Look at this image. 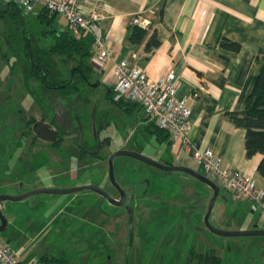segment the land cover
Here are the masks:
<instances>
[{"label":"rangeland","instance_id":"374dc122","mask_svg":"<svg viewBox=\"0 0 264 264\" xmlns=\"http://www.w3.org/2000/svg\"><path fill=\"white\" fill-rule=\"evenodd\" d=\"M38 5L22 18H15L3 10L0 0V194L87 182L116 196L118 191L108 176L107 157L119 148L143 153L161 163L187 165L205 174L192 157L180 160L179 150L149 134L142 127V111L127 114L109 99L105 83L93 84L96 72L90 77L92 84L78 78L76 90L70 94L46 88L30 74L29 48L35 55L46 53L53 41L50 33L43 34ZM59 17L64 25V17ZM60 58L58 78L69 80L71 65ZM30 115L38 119L44 116L47 122L55 120L54 126L66 132L60 148L45 139L31 142V131L21 135L28 124H33L27 122ZM113 163L116 183L127 190L123 204H114L85 188L74 192L73 198L38 192L20 200L4 199L0 203L2 213L18 233L20 227L26 228V217L17 212L19 209L29 215L35 213L34 209L40 211L38 220L46 223L50 213L66 204L67 209L42 228L34 243L46 244V250L41 245L40 254L48 250L73 264H187L191 248H213L222 264H264V234L223 235L206 226L204 215L212 189L203 181L186 171L165 170L133 156L118 155ZM4 166L11 168L6 174ZM47 168L50 171H40ZM210 178L217 183L216 178ZM36 181L46 185L28 188ZM142 185H148V191L133 194L131 187L140 190ZM231 198L220 186L209 215L211 225L225 230L247 229L249 218L255 222L251 225H264L263 214L251 212L248 203L235 206ZM219 201L225 203L224 212ZM2 203L12 212L3 209ZM129 206L133 208L132 236ZM69 209L74 212L68 214ZM6 231H0V237ZM26 236L27 241L33 239L29 233Z\"/></svg>","mask_w":264,"mask_h":264},{"label":"crops","instance_id":"0c3cea01","mask_svg":"<svg viewBox=\"0 0 264 264\" xmlns=\"http://www.w3.org/2000/svg\"><path fill=\"white\" fill-rule=\"evenodd\" d=\"M106 1L108 14L99 23L103 34L110 40L114 53L102 70H94L96 78L105 85L113 86V62L123 57L130 58L131 52L136 53L135 57L130 58L131 62L141 67L152 79H158L169 69L174 70L178 75L176 93L185 95L192 108L193 125L189 131L191 149L211 147L223 166L236 167L251 174L256 183L264 187V177L256 169L262 154L256 152L249 157L245 156V129L235 125L230 117L243 115L245 97L251 91L264 60V0ZM91 5L92 0H85L80 9L86 14ZM38 7L42 8L40 4ZM136 16L140 19L138 25L145 27L147 33L141 42L132 44L128 35L133 25L132 18ZM59 20L60 17L58 22ZM154 29L161 42L146 49L145 40ZM224 39L238 41L240 48L228 49L221 44ZM138 105L137 110L143 112L140 104ZM191 149L179 151L180 160L191 158ZM8 163L14 162L6 164ZM10 169L9 166H4V174ZM40 171L50 170L47 168ZM47 179L48 183L52 181L49 177ZM37 182L40 181L28 184V188L46 185ZM74 192L52 194H59L65 199L73 198L76 194ZM232 201L235 206L248 203L251 212L258 211L247 200ZM219 202L224 212L225 203ZM2 207L12 212L9 205L4 206L2 203ZM64 209H67L66 204H62L58 212L50 213L46 223L38 220L40 211L34 209L32 214L35 213L29 215L27 211L19 209L17 212L26 217V228L20 227L17 233L7 220V231L2 238L20 252L22 260L35 256L36 253L39 255L41 245L46 250V244L34 243V239ZM73 212L69 209L68 214ZM248 220L250 223L245 225L247 228L264 227L259 224L251 225L255 223L253 218ZM27 233L33 239L27 241Z\"/></svg>","mask_w":264,"mask_h":264},{"label":"built area","instance_id":"2783aa9c","mask_svg":"<svg viewBox=\"0 0 264 264\" xmlns=\"http://www.w3.org/2000/svg\"><path fill=\"white\" fill-rule=\"evenodd\" d=\"M24 11H30L40 4L50 12L65 18L68 28L76 37L91 33L94 36L90 63L94 70H102L113 57L110 40L102 32L99 21L108 14L106 0H92L89 12L84 14L80 5L85 0H14ZM138 16L132 18L138 24ZM136 53L131 52L130 58ZM123 57L112 64V83L115 98L137 101L144 115L158 126L169 131V146L176 150L191 149L189 131L193 125L192 108L185 95L176 93L178 75L169 69L158 79L150 78L144 70ZM191 156L205 174L217 179L219 186L229 191L235 200L252 202L264 215V187L256 183L254 177L232 166H223L221 159L211 147L191 149ZM0 264H39L36 256L21 259L20 252L0 237Z\"/></svg>","mask_w":264,"mask_h":264},{"label":"trees","instance_id":"16d2710c","mask_svg":"<svg viewBox=\"0 0 264 264\" xmlns=\"http://www.w3.org/2000/svg\"><path fill=\"white\" fill-rule=\"evenodd\" d=\"M4 4V11L8 12L15 18H22L24 9L14 0H1ZM61 16L56 12H50L45 7L38 11V17L44 24L43 34L50 33L53 41L46 53H33V48L28 51L31 55L30 74L38 78L46 88L54 89L61 94H70L76 90V81L82 78L91 84L90 77L94 72V68L90 63L92 54V44L94 36L87 33L83 36L76 37L68 28L66 23L61 25L58 22V17ZM147 33V29L138 24H133L130 28L128 40L132 44L141 42ZM161 42L157 31L154 29L149 37L145 40V48L150 49L151 46H157ZM221 44L228 49L238 50L240 44L238 41L224 39ZM48 52V53H47ZM57 56V57H55ZM61 57V62L64 61L71 65V77L69 80L58 78L60 71L57 69L58 58ZM95 85L100 83L99 79H95ZM107 97L111 99L118 107L127 114H131L137 110L139 103L135 100L127 98H115L113 87L106 85ZM245 110L243 115L230 116L232 122L245 129L244 138V153L246 157L251 156L256 152L262 154L258 164L257 171L264 177V60L257 72L251 91L246 95ZM45 118V117H44ZM43 117L36 119L34 116H29L28 123L41 124L44 129L39 135L43 138L52 140L55 130L51 127V122L45 121ZM142 127L158 141L169 142V131L166 128L158 126L153 120L144 117ZM29 125V124H28ZM64 130H60V137L52 143L53 146L59 148L64 141ZM187 255L186 263L189 264H222L221 256L216 253L213 248H208L204 251H196L191 248ZM39 264H73L65 256H55L50 252H43L38 257Z\"/></svg>","mask_w":264,"mask_h":264},{"label":"water","instance_id":"95a60500","mask_svg":"<svg viewBox=\"0 0 264 264\" xmlns=\"http://www.w3.org/2000/svg\"><path fill=\"white\" fill-rule=\"evenodd\" d=\"M92 84V83H91ZM93 84H96L95 82ZM117 155H128V156H133L136 157L144 162H147L149 164H152L156 167L165 169V170H183L186 171L201 181H203L207 186H209L212 189V193L210 194L209 197V202L207 206V210L204 215V222L206 226H208L212 231L217 232L219 234L223 235H260L264 234V228H258V227H252V228H247V229H238V230H225V229H220L217 228L209 222V215L212 210L213 203L215 199L217 198L219 191H220V186L218 183H216L214 180H212L209 176L206 174L189 167L187 165L183 164H168V163H161L156 160H154L152 157L145 155L143 153H139L136 151L128 150V149H117L114 152L110 154L108 157V175L110 178V181L113 183L115 188L118 191L119 194V199H116V196H111L103 187L97 184H92V183H84L81 185H73L69 187H64V188H50V187H36L30 190H27L22 193H18L15 195L11 194H0V203L4 199H10V200H20L22 198H25L26 196L33 194V193H38V192H49V193H68V192H74L78 190H82L85 188L92 189L96 191L97 193L105 196L109 201L113 202L114 204H123L126 199V192L125 189L121 186L118 185L115 181L114 178V166H113V159ZM132 217H133V209L131 206L128 207V223H129V231H130V236H132ZM7 226V218L3 215L1 207H0V231H3Z\"/></svg>","mask_w":264,"mask_h":264},{"label":"flooded vegetation","instance_id":"af4514ba","mask_svg":"<svg viewBox=\"0 0 264 264\" xmlns=\"http://www.w3.org/2000/svg\"><path fill=\"white\" fill-rule=\"evenodd\" d=\"M30 116H33V115H30ZM35 117V116H34ZM44 118V116H41L39 119H41V118ZM36 118V117H35ZM36 119H38V118H36ZM38 119V120H39ZM54 121L55 120H53V121H51V127L55 130V133H54V135H53V138H52V140H49V139H46V138H43L41 135H39V133H41L42 131H43V129H44V127L41 125V124H31V125H27V127H28V129H26V130H24L23 132H22V136H24L23 134H25L26 136L28 135L27 133L29 132V131H31V138H30V141L31 142H33V141H35L36 139L38 140V139H45V140H47V141H49V143L51 144V146H53L52 145V143L54 142V141H57L58 139H59V137H60V134H59V132H60V130H63V129H60V128H58V126L56 127V126H54L55 124H54ZM57 125V124H56ZM168 144H169V142H168ZM54 148H57V147H55V146H53ZM60 148V147H59ZM119 149H122V148H119ZM117 150V149H116ZM115 151V150H114ZM114 151H111V153L112 152H114ZM110 153V154H111ZM110 154L108 155V157L110 156ZM118 156V155H117ZM108 157H107V160H108ZM114 160V159H113ZM147 163V162H146ZM152 165V164H151ZM113 166H114V163H113ZM109 176V175H108ZM133 187L134 186H132L131 188H132V192H133V194H139V193H141V192H143V195L148 191V189H149V186L148 185H142V187H140L141 189L138 191V190H134L133 189ZM125 189V192L127 193V190H126V188H124ZM128 189H130V187H128ZM126 198H127V196H126ZM116 199H119V194H117L116 195ZM125 201H126V199H125ZM133 209V208H132ZM133 233V232H132Z\"/></svg>","mask_w":264,"mask_h":264},{"label":"bare ground","instance_id":"6f19581e","mask_svg":"<svg viewBox=\"0 0 264 264\" xmlns=\"http://www.w3.org/2000/svg\"><path fill=\"white\" fill-rule=\"evenodd\" d=\"M67 25V24H66ZM113 87V86H112Z\"/></svg>","mask_w":264,"mask_h":264}]
</instances>
